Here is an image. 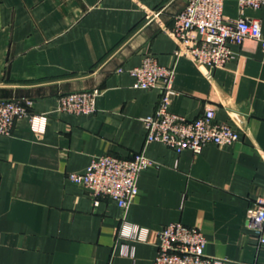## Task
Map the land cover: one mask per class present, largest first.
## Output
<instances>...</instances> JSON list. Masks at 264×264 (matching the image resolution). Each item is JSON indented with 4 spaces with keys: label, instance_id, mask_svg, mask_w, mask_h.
Listing matches in <instances>:
<instances>
[{
    "label": "crops",
    "instance_id": "obj_1",
    "mask_svg": "<svg viewBox=\"0 0 264 264\" xmlns=\"http://www.w3.org/2000/svg\"><path fill=\"white\" fill-rule=\"evenodd\" d=\"M186 1L0 0V100H29L36 116L0 135V264H151L158 232L174 222L200 229L204 253L223 264H264L245 227L264 197V51L247 39L213 69L176 57L166 31ZM222 13L257 18L264 34V5L240 13L223 0ZM145 55L175 70L171 112L193 119L212 108L240 139L199 154L146 143L142 119L159 92L134 88L124 72ZM94 89L92 114L57 111L61 96ZM139 152L152 164L124 211L66 179L98 157ZM125 225L143 229L141 240L124 238Z\"/></svg>",
    "mask_w": 264,
    "mask_h": 264
},
{
    "label": "built area",
    "instance_id": "obj_2",
    "mask_svg": "<svg viewBox=\"0 0 264 264\" xmlns=\"http://www.w3.org/2000/svg\"><path fill=\"white\" fill-rule=\"evenodd\" d=\"M264 0H237L238 10L259 9ZM223 0H187L185 6L173 17L166 33L177 45L176 57H185L198 67L221 68L234 53L230 46H241L249 39L264 51V34L260 20L239 17L225 20ZM122 72V69L118 70ZM137 89H155L159 92L157 106L151 115L142 119L146 143L158 142L175 153L190 150L199 154L206 145L230 146L240 139V131L228 122L215 120L212 108H205L197 117L188 119L170 111L169 105L175 95L173 82L175 70L160 65L155 57L145 55L138 66L127 69ZM98 90L69 93L58 100L57 111L72 115H89L95 111ZM36 116L32 102L23 100H0V135H9L15 122ZM152 162L143 152L118 158L105 155L93 159L81 173H68L66 179L87 190L94 203L101 197L113 201L125 210L137 195L140 172ZM128 232L124 238L141 240L139 229L125 225ZM245 227L264 246V197H258L246 209ZM206 239L200 229L179 222L169 223L158 232L157 253L151 264H223L224 260L204 253ZM123 247L121 255H127ZM132 252L130 255L132 256Z\"/></svg>",
    "mask_w": 264,
    "mask_h": 264
}]
</instances>
